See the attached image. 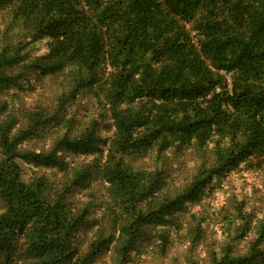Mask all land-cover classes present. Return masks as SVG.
Here are the masks:
<instances>
[{
	"label": "trees",
	"instance_id": "obj_1",
	"mask_svg": "<svg viewBox=\"0 0 264 264\" xmlns=\"http://www.w3.org/2000/svg\"><path fill=\"white\" fill-rule=\"evenodd\" d=\"M3 7L19 31L14 41L6 40L9 27L1 33L0 91L20 89L25 69L42 78L70 71L72 92L61 95L60 111L87 89L104 104L115 134L102 138L94 124L48 153L31 152L21 145L42 117L17 131L12 118L0 120V264H92L113 242L118 264H126L143 228L169 222L212 176L264 166V0H0ZM42 41L46 54L25 62L27 49ZM16 66L21 74L9 75ZM5 107L0 102V114ZM210 145L212 163L201 164L174 197H160L162 170H134L124 159L172 147L203 157ZM103 147L101 173L120 213L115 233L98 234L81 256L75 239L86 214L65 196L87 183L89 168L49 199L52 185L23 180L19 161L66 171L59 148L88 156ZM253 260L226 256L220 264Z\"/></svg>",
	"mask_w": 264,
	"mask_h": 264
},
{
	"label": "rangeland",
	"instance_id": "obj_2",
	"mask_svg": "<svg viewBox=\"0 0 264 264\" xmlns=\"http://www.w3.org/2000/svg\"><path fill=\"white\" fill-rule=\"evenodd\" d=\"M9 8H0V38L7 28L13 35L19 29L10 25ZM3 41H0V45ZM47 41L27 49L25 62L46 54ZM16 66L7 70L12 76L23 74L21 88L11 87L0 91V102L6 107L0 120L12 118L14 131L31 127V117L39 115L42 121L35 135L26 139L23 151L48 153L63 138L80 137L86 129L97 125L96 133L102 138L115 134L113 120L103 103L87 89L75 94L64 110L59 109L62 94L72 92V74L65 71L55 76L42 78L33 71ZM107 151L103 147L98 153L75 156L65 149L58 155L69 168H44L19 161L22 179L31 181L44 178L52 185L47 196L51 199L70 185L76 173L87 166L90 171L87 183L72 187L65 200L75 213L85 212V223L81 226L75 246L79 255L89 250L98 234L115 233L113 217L119 216L109 184L101 168ZM125 163L134 170L155 171L166 175V187L160 197H174L192 183L201 164L209 166L213 161L212 145L203 157L192 150L172 147L162 155L154 152L130 154ZM165 199V198H159ZM3 205L0 202V213ZM24 248L23 241L19 243ZM226 256L232 258L253 257L252 264H264V166L247 169L240 166L221 176L212 178L201 189L198 198L187 202L186 207L175 213L165 225L153 223L143 228L126 264H220ZM119 246L115 242L92 264H118Z\"/></svg>",
	"mask_w": 264,
	"mask_h": 264
}]
</instances>
